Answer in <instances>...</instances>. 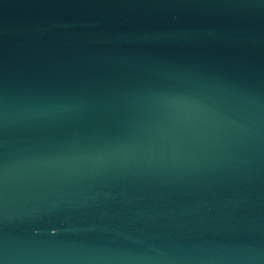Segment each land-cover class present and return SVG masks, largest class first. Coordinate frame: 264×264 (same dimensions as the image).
Masks as SVG:
<instances>
[{
  "label": "water",
  "instance_id": "95a60500",
  "mask_svg": "<svg viewBox=\"0 0 264 264\" xmlns=\"http://www.w3.org/2000/svg\"><path fill=\"white\" fill-rule=\"evenodd\" d=\"M0 264H264V0H0Z\"/></svg>",
  "mask_w": 264,
  "mask_h": 264
}]
</instances>
